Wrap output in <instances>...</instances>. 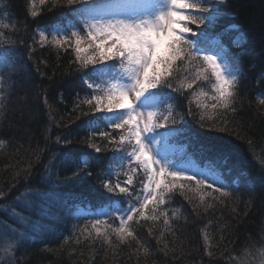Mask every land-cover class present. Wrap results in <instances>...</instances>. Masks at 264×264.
I'll list each match as a JSON object with an SVG mask.
<instances>
[{
  "label": "trees",
  "instance_id": "trees-1",
  "mask_svg": "<svg viewBox=\"0 0 264 264\" xmlns=\"http://www.w3.org/2000/svg\"><path fill=\"white\" fill-rule=\"evenodd\" d=\"M212 2L219 9L216 22L190 26L198 34L205 32L207 39L190 38L206 50L238 58L243 75L232 105L235 112L226 114L228 131L209 130L199 123L201 109L194 94L206 93L199 99L209 105V113L216 101L195 79L196 62L186 70L181 66L171 80L173 87H179L195 79L191 89H162L174 100L165 99L160 111L166 112L171 103L177 122L156 131L169 135L170 143L182 151L177 163L193 160L219 172L231 196L206 197L213 207L194 210L198 198L190 203L185 195L193 193L185 190L181 195L179 188L174 189L157 208L167 213L169 228L165 229L163 215L156 221L134 215L128 224L136 239L126 237L121 243L111 232L119 226L117 216L81 212L114 205L139 207L146 192L143 169L127 157L132 147L118 143L123 130L105 126L109 114L83 103L92 92L88 82L104 87L108 79L97 76L90 81L85 73L103 65L80 68L74 38L64 48L40 42L41 30L48 40L57 28L61 37L64 32L70 34L79 21L68 13L79 5H68L66 0L43 4L40 0H0V53L7 47L19 61L15 71L0 65V219L15 229L8 234L14 236L13 243L0 251V264H264V105L259 103L264 98V0ZM31 11L38 15L31 16ZM81 36L86 46V31ZM237 39L239 46L234 45ZM105 63L119 67L118 59ZM89 121L99 122L96 132L89 130ZM101 132H108L117 142H110ZM65 139L70 143H64ZM221 148L226 149L227 160L218 159ZM68 151L83 154L82 160L89 163L74 172L75 164L63 159ZM133 168L135 172L130 171ZM129 175L131 183H125ZM104 183H119L131 196L119 189L109 192ZM153 206L143 210L145 215ZM96 219L104 222L97 225L99 236L92 228ZM106 229L110 244L104 242Z\"/></svg>",
  "mask_w": 264,
  "mask_h": 264
},
{
  "label": "snow or ice",
  "instance_id": "snow-or-ice-1",
  "mask_svg": "<svg viewBox=\"0 0 264 264\" xmlns=\"http://www.w3.org/2000/svg\"><path fill=\"white\" fill-rule=\"evenodd\" d=\"M66 2L68 5H79L78 8H71L68 13L69 16L77 18L79 24L74 26L70 34L64 32L62 37L57 28L51 40H48L44 31L41 30L40 42L64 48L65 45L71 46L74 38V51L80 68L84 69L96 64L103 65L102 69L93 68L91 73H85L90 81L97 76L108 79L104 87L94 86L92 82H88L87 87L92 89V92L87 95L83 103L95 112L109 114L104 118L105 126L123 130L124 134L120 135L118 143L120 145L127 143L132 147L127 157L130 161L137 162V166L143 169L147 178L144 189L147 195L144 196L143 202L139 204V207L130 206L123 212L118 211L120 223L115 228L108 226L111 232L116 234L121 243L126 237L136 239L128 224L129 221H133L134 215L152 221H156L163 215V224L165 229H168L170 222L167 213L158 212L157 208L163 205L166 197L177 188L181 190V195L185 194V190L194 194L191 197L185 195L190 203L198 198L199 204L194 205V210L203 207L207 211L213 207L212 203L206 202V197L213 200L230 197L229 186L224 184L219 172L198 168L190 171L185 168L169 170V162L158 158V154L152 147L153 143H159L155 139L158 135L156 130L177 122L171 103L167 104L166 112L160 111V106L165 99L174 100L171 94L164 93L162 89L171 88L174 92H180L185 87L191 89L195 79L201 78L203 72H197L195 79L186 85L181 83L179 87H173L171 80L182 70L181 66L186 70L187 66L197 61H202L211 69V74L215 78V84L212 86L215 94L211 96V99L216 101L211 105L212 112L209 113V105L199 99L206 93L201 91L194 94L197 107L201 109L199 123L201 127H207L209 130L228 131L226 114L235 112L232 105L237 96L238 81L243 75L238 67V58H230L226 53L221 56L219 52L201 55L207 50L198 46L197 42L190 38L207 39L205 32L198 34L190 26L196 25L199 28L205 21L213 25L219 16L217 4L212 0H147V2L144 0H103V2L101 0H66ZM40 3H45V0H40ZM30 15L35 17L38 13L31 11ZM82 31L87 33L86 46H83L85 41L81 36ZM239 44L240 40L237 39L236 45L239 46ZM114 59L119 61V71L115 70L114 65L105 63ZM18 63L19 61L12 58L7 47L0 53V65L5 70L15 71ZM157 88H161V91H153ZM259 103L264 105V98L260 99ZM221 109L223 111H220ZM212 121L215 123H210ZM88 124L92 132H96L99 127L98 121H89ZM99 134L107 137L110 142H117L108 132ZM57 142H60L59 138ZM64 143H70V141L65 139ZM89 147L96 152L101 151V148L94 143H89ZM82 156L81 153L68 151L63 159L74 163L73 171L79 172L89 163L87 160H82ZM227 158L226 149L221 148L218 159L227 160ZM130 171L135 172L136 169L133 168ZM85 175H91V173H85ZM240 175H243L242 171ZM169 177L171 179H168ZM261 178L264 179V169H261ZM131 180L132 176L129 175L125 183H131ZM152 185L154 188L151 187ZM103 187L109 192L119 189L120 193L131 196L128 189L120 186L119 183L115 185L104 183ZM214 192L219 193V196H214ZM149 204L154 206L150 214L145 215L143 210ZM103 223L100 219H96L92 224L98 236L101 233L97 225ZM0 225L8 228L9 233L15 231L2 219H0ZM103 236L104 242L110 244V233L107 229ZM164 247L167 248V244ZM147 251L145 249V253Z\"/></svg>",
  "mask_w": 264,
  "mask_h": 264
},
{
  "label": "rangeland",
  "instance_id": "rangeland-1",
  "mask_svg": "<svg viewBox=\"0 0 264 264\" xmlns=\"http://www.w3.org/2000/svg\"><path fill=\"white\" fill-rule=\"evenodd\" d=\"M103 2V1H101ZM144 2H147V0H144ZM215 40V38L213 39ZM234 45H236V40L234 41ZM215 51L212 50H207L206 53H201L203 54H213ZM195 68L197 69V72H203V76L199 78L200 84L204 86V90H206L209 94L214 95L213 91V84H215V78L211 74V69L207 67V65H204L202 61H197L195 64ZM208 72L207 74L205 73ZM115 70L119 71V67H116ZM204 77H207L206 79ZM150 137L152 134H148ZM155 139L159 141V143H153L152 147L155 149L156 153L158 154V158H160L162 161H167L169 162V170L173 169H179V168H185L188 169L189 171L193 168H198V169H203L206 170L203 166L197 164L193 160H189L188 162H184L183 164H179L176 162V158L181 155L182 151L178 150L177 147H175L173 144L170 143L169 141V135H161L158 134L155 136ZM187 174V173H185ZM151 187L154 188V185ZM147 195V192H145L144 196ZM144 199V197H143ZM126 208H122L119 205H114L112 208H108L106 206H103L96 211L93 210H88L87 212L81 211L83 214H89V215H96L97 217H106L108 215H114L117 216V212H123ZM119 218V217H118ZM9 231L2 227L0 229V251H3L5 248H7L9 245L13 243V238L14 236H9Z\"/></svg>",
  "mask_w": 264,
  "mask_h": 264
}]
</instances>
